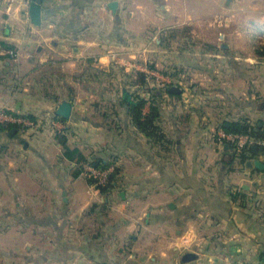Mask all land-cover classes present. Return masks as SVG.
Instances as JSON below:
<instances>
[{
	"label": "crops",
	"instance_id": "1",
	"mask_svg": "<svg viewBox=\"0 0 264 264\" xmlns=\"http://www.w3.org/2000/svg\"><path fill=\"white\" fill-rule=\"evenodd\" d=\"M22 8L0 6V43L17 50L16 59L0 58V110L35 125L0 132V264H264V171L247 166L264 161V148L252 147L237 166L231 147L211 139L228 122L264 124V63L240 61L236 51L253 47L264 28V0H41L39 25ZM208 13L221 18L220 49L204 58L215 66L210 123L199 108L164 110L157 98L155 138L132 125L119 98L106 113L111 97L133 100L119 80L147 69L148 57L175 60L162 51L164 35L195 19L205 24ZM63 101L68 119L56 114ZM57 133L87 160L118 161L120 183L109 196L90 188L87 162L67 159ZM132 201L150 209L132 213ZM126 234L132 248L114 251Z\"/></svg>",
	"mask_w": 264,
	"mask_h": 264
},
{
	"label": "rangeland",
	"instance_id": "2",
	"mask_svg": "<svg viewBox=\"0 0 264 264\" xmlns=\"http://www.w3.org/2000/svg\"><path fill=\"white\" fill-rule=\"evenodd\" d=\"M216 18H217L216 14L211 15L208 13V17L206 18L205 24L201 23L202 19H200V21L198 19H195L193 23H191L188 26L186 25L187 27L185 26V28H178V29H182V31L180 32L172 31L171 33L169 32L166 35H164L163 38L164 39L167 38L166 41L169 43L168 45L169 49H166V50L162 49V51H165L164 53H166L167 51V54H169V56L170 54L175 55L176 57V58L174 57L175 60L173 59L174 60L173 61L167 56L166 58H163L162 56L160 60L156 59L153 54L152 56H150L151 58L147 56L149 59L147 61L148 63L147 66H149L147 69L132 71L128 79L119 80V82L122 84L121 86H119V83L117 81H114L116 82V86H119V92H120L121 87L127 86L126 88L130 90V93H132L133 96L135 95V96H140V97L149 99L151 96V93L158 91L160 93L158 97L159 98L158 103L162 104V106L164 107V110L165 109L170 110L171 107H173V105L180 106V105H184V103H186V105L190 104L194 108L201 109V111L203 112V115H205L204 120L207 123H210L214 118L211 112V109H213V107L218 102V101H215V98H214L215 96L213 95L214 93L213 91L215 88V83H214L215 66H214L213 61L205 63L206 61L204 62V58L213 60L215 57L214 55L216 54L215 52L220 49L219 46H215L218 43H220L218 42L219 41V35H218L219 31L217 28V23L215 21ZM246 29L250 31V28H246ZM172 33H174L173 36H171ZM254 33H255L254 36H252L253 38L251 37L252 40H254L253 47L247 48V47L240 46L243 48H238V49L235 48V49L236 51H238L237 56H238V59H240V61H243V59L246 57L254 55L258 57L255 59L256 62L254 63V65L259 66L261 65L260 63L262 64L264 63L262 60L264 59V55H261L262 52H264V28L260 27L258 30L255 29ZM158 34L159 33L155 32L153 33V36L155 35V38H158ZM206 43L208 46H211V47L206 48L205 46ZM226 46L227 45L223 44L222 47L228 48ZM182 54L185 55V58L182 57L183 56ZM151 66L154 70L150 69ZM204 70L207 72L206 74L209 77L206 76L204 78V75H205ZM238 70L240 71V73L245 74V67H242V65L238 66ZM139 73H144L145 84L138 83L137 80L139 77ZM255 82H256L255 87L261 88L262 86L260 84L261 80L256 78ZM126 88L125 90H127ZM169 90H174L176 91V94H180V95L181 93H184V95H186L187 97L185 96L184 98H182V100H179L178 97L169 95L168 93ZM204 91L205 92L207 91V93H205ZM118 98L119 96L111 97V99L108 102L104 103V105H106L105 109H106L107 114L113 115L118 110V105H116V101H114V100H117ZM185 99H187L186 102H185ZM117 104H118V101H117ZM199 105L201 106L203 105L204 109L201 108ZM162 121L166 122V119L163 118ZM221 128L222 127H217V129L215 128L214 129L215 133L213 131L212 133L214 134L211 137V139H213L212 142L214 141L217 145H219V148H221L223 144L219 143L218 140L216 139V132ZM206 135L208 136L207 133ZM253 146H256V145H253ZM230 147L232 149V153H234L233 155H235V157L234 156L233 157L235 161L237 162L236 165L238 166V163H240L243 166L244 163L240 161L241 152H238L236 148L234 149L232 145ZM111 159L108 160L110 164L115 165L118 163V161L116 160L113 161ZM88 178L89 177L87 176V179ZM120 179H121V176L118 172L116 175V182L114 183L112 188H114V186H116L117 183L118 184L120 183L119 181ZM124 183L125 182L122 183V180H121V187L124 185ZM90 185H91L90 188L92 190L97 189L98 187V186H95V184H90ZM112 188L108 189L106 192H101V193L105 194L106 196H109V194H111L110 192L112 191ZM135 204L136 203L134 201L126 204L127 210H130L133 213L134 211L137 212L138 210L144 212L150 209L148 208V206L145 205L146 204L145 202L144 203L139 202V204H137L136 207H135ZM141 218L138 219V221H143V218L142 220ZM147 232H149V230H145L144 236H147V234H150ZM131 242H132V239L126 234L123 241L122 240L116 241V243L119 246H115V247L113 246V250L115 251L118 247H120L121 249H125V251L128 252V250L132 248L133 246Z\"/></svg>",
	"mask_w": 264,
	"mask_h": 264
},
{
	"label": "trees",
	"instance_id": "3",
	"mask_svg": "<svg viewBox=\"0 0 264 264\" xmlns=\"http://www.w3.org/2000/svg\"><path fill=\"white\" fill-rule=\"evenodd\" d=\"M0 45L3 48H12L11 46H7L5 44L0 43ZM261 55H264V52H262ZM145 75L144 73H139L138 77V83L145 84ZM151 91V90H150ZM152 92V91H151ZM170 95H176V93L168 92ZM160 93L158 91H155L151 93V96L149 99L143 98L140 96H133V100L129 101L124 99L122 96L118 99V104L123 105L126 107L129 120L132 123L133 126H135L138 130L146 133L148 137H157L160 136V126L159 122L160 119V109L158 107L157 98L159 97ZM149 102V109L148 112H143V108L146 105V103ZM15 125H9V124H2L0 123V132L6 129H10ZM222 129H224L226 132L233 133V134H244L249 138H253L254 140H264V124L262 125L258 123L250 124L246 119H239L236 121L228 122L226 125L222 126ZM65 130V129H64ZM56 137L58 139V142L63 145L64 147V156L76 162L77 164L87 162L91 165H96L97 167H107L110 163L107 161H103L102 159L96 160V161H90L87 160L80 151L77 149H69L65 147V135L61 133H57ZM254 144L251 143L243 148L240 154V161L245 162L249 158V155L251 153V148ZM229 147L231 145H228ZM234 146V145H233ZM232 146V147H233ZM234 154V153H233ZM235 157V155H234ZM113 161H115L114 158H112ZM113 163V162H112ZM82 171V168L80 166L77 167L75 171V175H78ZM118 173V169H115L108 177V181L104 185H98L97 189L100 190V192H106L108 189H111L116 182V175ZM88 183L94 184V179H87Z\"/></svg>",
	"mask_w": 264,
	"mask_h": 264
},
{
	"label": "built area",
	"instance_id": "4",
	"mask_svg": "<svg viewBox=\"0 0 264 264\" xmlns=\"http://www.w3.org/2000/svg\"><path fill=\"white\" fill-rule=\"evenodd\" d=\"M34 0H0V6L4 8L7 13H10L14 5H21L23 8V15L25 19H28V7ZM221 18L217 17L216 22H220ZM17 50L15 48H3L0 45V58L16 59ZM0 123L2 124H16L20 128L32 127L35 122L28 116L18 115L13 112L0 110ZM53 126L57 127L58 130H62L61 124L53 121ZM216 139L221 144L234 145L233 148L241 152L243 148L251 143L254 145H261L264 148V140H254L244 134L240 133H229L224 129H219L216 132ZM86 176L95 180V186L104 185L108 181L109 175L115 170L114 164H109L107 167L101 168L96 165L89 163L84 164Z\"/></svg>",
	"mask_w": 264,
	"mask_h": 264
},
{
	"label": "water",
	"instance_id": "5",
	"mask_svg": "<svg viewBox=\"0 0 264 264\" xmlns=\"http://www.w3.org/2000/svg\"><path fill=\"white\" fill-rule=\"evenodd\" d=\"M109 8L111 10L116 9L117 7V3L116 1H112L108 4ZM40 9H41V0H34L32 3H30L29 7H28V13H29V17H30V21L34 24V25H39L40 23ZM169 92L171 93H176V91L174 90H169ZM125 98H128V95L125 94ZM56 114L68 119L70 117L71 114V104L68 101H63L61 102L56 110ZM15 132V129H12L9 131V135H12ZM256 147L253 146V149H255ZM262 149V147H261ZM247 166L248 167H255L256 169L260 170V171H264V161H260V160H254L252 162H247Z\"/></svg>",
	"mask_w": 264,
	"mask_h": 264
}]
</instances>
